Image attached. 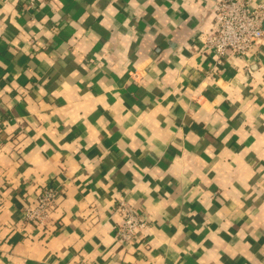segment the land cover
Returning a JSON list of instances; mask_svg holds the SVG:
<instances>
[{
	"label": "crops",
	"instance_id": "0c3cea01",
	"mask_svg": "<svg viewBox=\"0 0 264 264\" xmlns=\"http://www.w3.org/2000/svg\"><path fill=\"white\" fill-rule=\"evenodd\" d=\"M218 1L0 0V264H264V38L205 52Z\"/></svg>",
	"mask_w": 264,
	"mask_h": 264
},
{
	"label": "built area",
	"instance_id": "2783aa9c",
	"mask_svg": "<svg viewBox=\"0 0 264 264\" xmlns=\"http://www.w3.org/2000/svg\"><path fill=\"white\" fill-rule=\"evenodd\" d=\"M48 0H25L30 8H36ZM220 0L215 4V28L202 38L205 52L217 57L221 63L230 57L246 58L255 54L264 38V0ZM5 121L0 117V133ZM57 200L55 188H45L35 204L24 208L25 219L33 223H43ZM122 213V222L116 228L121 244H132L137 234L147 228V218L140 211L122 200L117 208Z\"/></svg>",
	"mask_w": 264,
	"mask_h": 264
}]
</instances>
